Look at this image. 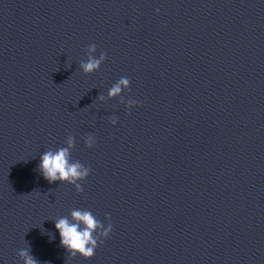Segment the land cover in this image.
<instances>
[{"label": "water", "instance_id": "obj_1", "mask_svg": "<svg viewBox=\"0 0 264 264\" xmlns=\"http://www.w3.org/2000/svg\"><path fill=\"white\" fill-rule=\"evenodd\" d=\"M0 264H264V0H0Z\"/></svg>", "mask_w": 264, "mask_h": 264}]
</instances>
